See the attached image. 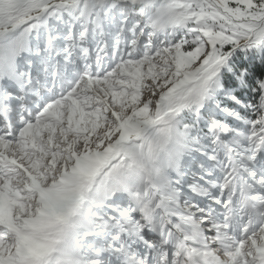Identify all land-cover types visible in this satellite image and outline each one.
<instances>
[{"label": "snow or ice", "instance_id": "obj_1", "mask_svg": "<svg viewBox=\"0 0 264 264\" xmlns=\"http://www.w3.org/2000/svg\"><path fill=\"white\" fill-rule=\"evenodd\" d=\"M0 264H264V0H0Z\"/></svg>", "mask_w": 264, "mask_h": 264}]
</instances>
